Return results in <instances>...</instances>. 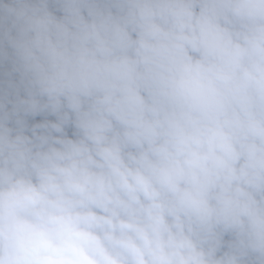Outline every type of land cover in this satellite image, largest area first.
I'll list each match as a JSON object with an SVG mask.
<instances>
[{
	"label": "clouds",
	"instance_id": "1",
	"mask_svg": "<svg viewBox=\"0 0 264 264\" xmlns=\"http://www.w3.org/2000/svg\"><path fill=\"white\" fill-rule=\"evenodd\" d=\"M0 264H264V0H0Z\"/></svg>",
	"mask_w": 264,
	"mask_h": 264
}]
</instances>
